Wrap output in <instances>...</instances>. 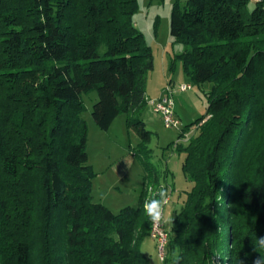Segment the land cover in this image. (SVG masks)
<instances>
[{"label":"trees","instance_id":"trees-1","mask_svg":"<svg viewBox=\"0 0 264 264\" xmlns=\"http://www.w3.org/2000/svg\"><path fill=\"white\" fill-rule=\"evenodd\" d=\"M139 8L0 0V264H150L143 205L160 176L143 159L136 207L94 202L82 99L97 91L102 130L126 114L141 139L136 157L149 156L140 115L154 58L134 22ZM170 32L186 46L175 56L185 72L213 86L206 112L179 133L197 126L176 147L192 187L181 191L167 247L180 264H252L250 236H264V0H177Z\"/></svg>","mask_w":264,"mask_h":264},{"label":"rangeland","instance_id":"rangeland-1","mask_svg":"<svg viewBox=\"0 0 264 264\" xmlns=\"http://www.w3.org/2000/svg\"><path fill=\"white\" fill-rule=\"evenodd\" d=\"M139 1L140 8L134 16V22L144 34L154 58V68L147 79V91L151 97H157L164 95L166 89L170 88L171 97L175 103V115L181 125L179 128H166L161 114L154 112L153 104L149 101L151 99L147 98L148 104L142 110L140 117L147 123L146 128L152 132L151 141L147 145L149 156L140 150L141 158L136 157L134 166L120 179L118 175L106 169L124 155L129 154L130 147L139 151L138 145L141 139L138 131L133 127L128 128L126 114H120L108 130H102L92 116L93 106L99 98L97 91L82 94L85 104L83 118L88 128L86 151L89 164L97 173L93 179V201L104 204L114 213H118L124 207L138 205L139 193L147 175L143 159L148 161V167L159 174L162 184L167 188L175 186L177 193H181L184 189H191L192 183L185 178L181 169L184 154L179 153L176 147L180 143L187 144L190 138L197 133V126H193L184 137L179 138L183 126L194 122L206 112L207 93L213 86V83L209 82L195 83L185 72L182 62L175 59L177 54H181L186 49L185 45L175 41L170 32L171 13L177 0ZM179 1L182 6L188 2V0ZM254 5L255 2L251 1L249 8L253 9ZM182 84H190L192 88L181 91ZM167 166L173 174L167 175ZM103 170L108 172H101ZM165 179L167 181H163ZM173 191L171 200L174 195ZM183 194L174 204L169 203L167 214L172 221L175 213L182 206L185 198ZM171 225L172 222L164 224V227L170 230ZM141 249L148 255L150 264H153L152 256L157 257L161 264H172L174 252L167 247V261L166 259L164 262L160 260L157 242L150 235L146 237Z\"/></svg>","mask_w":264,"mask_h":264},{"label":"clouds","instance_id":"clouds-1","mask_svg":"<svg viewBox=\"0 0 264 264\" xmlns=\"http://www.w3.org/2000/svg\"><path fill=\"white\" fill-rule=\"evenodd\" d=\"M151 191V190H150ZM169 206V190L164 185L161 184L159 189L154 193V195L145 200L143 205V210L149 218L152 224H169L172 222L171 217L167 214V208ZM251 237L252 252L259 253L252 260V264H264V236L256 235ZM118 239V237H117ZM151 255V253L149 252ZM182 260V255L178 252L173 253L172 264H180ZM153 264H161L157 257L152 256Z\"/></svg>","mask_w":264,"mask_h":264},{"label":"built area","instance_id":"built-area-1","mask_svg":"<svg viewBox=\"0 0 264 264\" xmlns=\"http://www.w3.org/2000/svg\"><path fill=\"white\" fill-rule=\"evenodd\" d=\"M191 88L192 86L190 84H182L180 86L181 91H187ZM149 101H151V104H153L154 112L161 114L164 126L166 128H179L181 124L180 120L175 115V103L173 98L171 97L170 88H167L165 94L159 97L158 99ZM150 190L151 188L149 189V191ZM168 190L170 203L172 198V189L168 188ZM150 236L156 240L158 256L160 260L164 262L166 259V248L169 240L168 230L164 227L163 223L152 224Z\"/></svg>","mask_w":264,"mask_h":264},{"label":"crops","instance_id":"crops-1","mask_svg":"<svg viewBox=\"0 0 264 264\" xmlns=\"http://www.w3.org/2000/svg\"><path fill=\"white\" fill-rule=\"evenodd\" d=\"M148 90V89H147ZM161 96H157V97H151V95L149 94V91H147V98L151 99V100H155L157 98H159ZM148 104V103H147ZM145 125L147 126V123L145 122ZM136 162V155H135V151L132 147L129 148V154L124 155L122 158L118 159V161H116V163L114 162L113 165H110L106 170H110L111 172H113L115 175H118V177L121 179L122 177H124V175L127 173L128 170H130V168H132L134 166ZM101 171V172H105L107 173L108 171ZM123 170H125L123 172ZM167 175L169 174H173L171 169L167 166ZM117 173V174H116ZM163 181H167V179L163 180ZM162 184V182H161ZM174 188V195H173V199L171 200L170 203L174 204L175 201H177V199L179 198V196H181V193H177V191L175 190V186H173ZM140 194V193H139ZM174 211V210H173ZM169 230V229H168ZM146 239V238H145ZM145 241V240H144ZM143 241V243H144ZM142 243V244H143ZM142 250V249H141ZM144 253V252H143ZM145 254V253H144ZM147 255V254H146ZM148 256V255H147Z\"/></svg>","mask_w":264,"mask_h":264}]
</instances>
